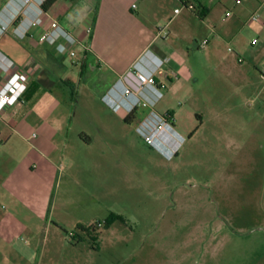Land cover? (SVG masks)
I'll list each match as a JSON object with an SVG mask.
<instances>
[{
	"label": "crops",
	"instance_id": "0c3cea01",
	"mask_svg": "<svg viewBox=\"0 0 264 264\" xmlns=\"http://www.w3.org/2000/svg\"><path fill=\"white\" fill-rule=\"evenodd\" d=\"M44 1L23 5L22 0H0V25L8 24L0 34V53L13 65L10 74L28 81L22 101L0 112V264H11L15 257L11 225L16 211L33 222L47 214L50 222L60 224L53 209L62 194L88 191L96 174L102 175V150L109 147L112 132L111 119L103 112L124 123H137L146 114L142 108L132 115L124 108L113 111L103 101L119 79L136 89L130 73L135 63L165 85L153 109L171 116L174 131L184 139L189 133L177 129L180 108L168 105L170 99L192 102L206 93L209 83L232 86L247 97L264 80V0L239 5L233 0H190L196 13L177 0H55L43 10ZM37 9L44 13L43 25L17 38L13 28L20 19L34 17ZM255 14L258 19L252 20ZM50 20L78 41L75 56L57 52L55 42L39 40ZM162 28L165 36L159 34ZM208 69L214 78L205 76ZM7 77L0 72V88ZM81 84L86 91L82 98L75 94ZM79 101L83 107L98 101L100 114L90 116L86 110L95 127H78ZM94 149L101 150L100 157H93ZM245 259L247 264H264Z\"/></svg>",
	"mask_w": 264,
	"mask_h": 264
},
{
	"label": "rangeland",
	"instance_id": "374dc122",
	"mask_svg": "<svg viewBox=\"0 0 264 264\" xmlns=\"http://www.w3.org/2000/svg\"><path fill=\"white\" fill-rule=\"evenodd\" d=\"M205 76L216 74L208 69ZM84 88L75 94L82 98ZM255 89L242 97L232 86L209 83L192 102L170 99L168 105L180 108L177 129L189 133L170 159L143 142L136 123L118 122L104 111L112 132L102 150V175L88 191L62 194L53 209L60 224L47 214L33 222L16 211L11 264L264 260V80ZM98 110V101L85 107L79 101L78 127H95L86 113ZM92 151L100 157V149ZM98 223L89 234L77 229Z\"/></svg>",
	"mask_w": 264,
	"mask_h": 264
},
{
	"label": "built area",
	"instance_id": "2783aa9c",
	"mask_svg": "<svg viewBox=\"0 0 264 264\" xmlns=\"http://www.w3.org/2000/svg\"><path fill=\"white\" fill-rule=\"evenodd\" d=\"M241 1L233 0L235 5L241 4ZM22 2L23 5H26L30 0H22ZM177 2L182 5L183 1L177 0ZM178 11L179 9H175V12ZM22 13L25 17L28 15L26 10ZM43 14L41 9H37L34 17L20 19L17 26L13 28V34L17 38H23L25 34L31 33L30 30L40 28L43 25L41 17ZM227 15H230V13H227ZM17 18V16L13 17L11 23H15ZM251 19L257 20L258 15H252ZM7 28L8 24H1L0 34L4 33ZM159 34L165 36L167 31L162 28L159 30ZM38 38L45 43L55 42V50L57 52L67 50L70 57L75 56L74 48L79 44L73 36L63 30L54 20H50L49 28L43 29ZM205 44L206 40L203 41L202 46ZM12 70L13 65L10 60L0 53V72L8 75L0 88V112L6 106L21 102L27 89V78L13 73L10 74ZM130 73L137 82L136 89H131L119 79L118 83L103 96V101L113 111L124 108L127 115L134 114L139 108L147 110L146 114L136 123L135 131L147 146L170 159L175 156L178 147L184 142V138L174 131L171 116L167 114L159 115L153 109L154 104L161 97V90L165 88V85L157 83L152 73L143 72L138 63L132 66Z\"/></svg>",
	"mask_w": 264,
	"mask_h": 264
},
{
	"label": "trees",
	"instance_id": "16d2710c",
	"mask_svg": "<svg viewBox=\"0 0 264 264\" xmlns=\"http://www.w3.org/2000/svg\"><path fill=\"white\" fill-rule=\"evenodd\" d=\"M55 0H45L41 7L43 8V10H46ZM182 5L186 8H188L189 10H191L192 12L197 11V8L192 4V2L190 0H182ZM125 121H128V118H125ZM101 225V224H100ZM99 226L98 225H91V226H84V225H78L77 229L83 233L89 234L91 232H95L97 230Z\"/></svg>",
	"mask_w": 264,
	"mask_h": 264
}]
</instances>
